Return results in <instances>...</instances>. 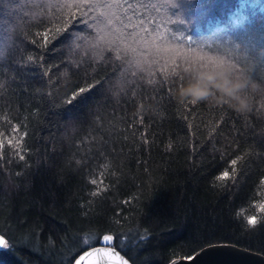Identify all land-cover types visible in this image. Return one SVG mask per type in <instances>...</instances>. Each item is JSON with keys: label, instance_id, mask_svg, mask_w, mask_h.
<instances>
[{"label": "trees", "instance_id": "trees-1", "mask_svg": "<svg viewBox=\"0 0 264 264\" xmlns=\"http://www.w3.org/2000/svg\"><path fill=\"white\" fill-rule=\"evenodd\" d=\"M249 1L197 0L210 11L197 9L185 33L192 49L165 40L162 53L175 48L193 67L165 74L94 46L87 22L73 32L68 4L78 0H0L14 14L0 41V235L10 242L0 264H73L104 234L123 243L117 250L131 264H168L223 243L264 256V223H246L264 217L253 206L264 202V64L231 79L248 81L243 111L207 79L225 66H196L205 56L226 64L242 29L262 38L264 5ZM46 30L56 37L47 45L38 35ZM82 87L90 90L77 101H87L69 104ZM196 90L210 95L197 100ZM225 170L234 178L218 180Z\"/></svg>", "mask_w": 264, "mask_h": 264}, {"label": "snow or ice", "instance_id": "snow-or-ice-1", "mask_svg": "<svg viewBox=\"0 0 264 264\" xmlns=\"http://www.w3.org/2000/svg\"><path fill=\"white\" fill-rule=\"evenodd\" d=\"M260 3L264 5V0H260ZM247 6H255V4ZM68 7L76 9L72 13V20L77 21V24L70 25L73 32L77 30L79 23L87 22L86 27L93 29V32H89V36L92 37L94 46L114 53L116 60L127 59L130 66L137 58L142 57L144 60L138 65V70L151 72V65L155 64L158 66L156 71L165 74L169 70L175 74L181 67L185 72H188L193 67V61L187 55L182 59L175 58L180 56V52L175 48L170 49L174 57L165 58L162 54L166 47L165 40L171 44L177 42L181 45L187 44L188 48L192 49L193 37L185 33L190 32L196 25L195 12L197 9L201 10L202 17L208 15L210 11L204 4L197 3V0H78L75 4H68ZM93 13L95 15H92ZM13 17L14 14L10 11H0V41L7 39L8 32L14 22ZM236 23L238 27H242L244 20L236 21ZM169 25L183 27L182 30H176L173 34L174 30ZM56 31L60 32L61 30L57 28ZM259 31L262 38L255 42L251 32L247 29H242L240 35L232 37L231 44L226 50V64L223 59L217 61L210 56H205L200 60L206 61V63L201 62L196 66L199 68H207L209 65L225 66L227 79L231 81L235 74H243L241 70L250 62L254 63L259 60L264 64V17L260 18ZM38 35L43 37L45 45L56 38L50 30L38 33ZM225 43L228 44V41L226 40ZM258 50L259 54H257ZM0 55H2V45H0ZM136 74V71L132 72V75ZM89 90V88H79L68 103L72 104L73 101H77V97H80L81 93ZM192 94L196 96L197 100L204 99L202 91L196 90ZM87 99L88 97H81L77 104L85 103ZM192 103L195 104L196 101L194 100ZM76 106L74 104L73 109ZM12 132L18 133L19 127L14 125ZM23 138L21 135L17 143H20ZM8 143L11 144L12 140H8ZM20 159H24L23 155L20 156ZM238 159L239 157L231 161L232 173L237 171L235 166ZM230 178L234 177L230 176L228 170L217 177L218 180ZM259 183L264 185V176L260 178ZM92 194L97 195L95 192ZM253 206L257 207L258 213L264 212V202H259L257 206V202L253 201ZM246 223L249 228H255L258 224L264 223V217L250 215L246 217ZM146 238L141 237V239ZM115 240L116 237L112 234H104L102 238L98 237L95 246L85 250L78 258H75L74 254V264H130V261L117 250L118 247H124L123 243L117 245L114 243ZM9 243L3 235H0V247L9 246ZM85 244H87V240H85Z\"/></svg>", "mask_w": 264, "mask_h": 264}, {"label": "water", "instance_id": "water-1", "mask_svg": "<svg viewBox=\"0 0 264 264\" xmlns=\"http://www.w3.org/2000/svg\"><path fill=\"white\" fill-rule=\"evenodd\" d=\"M90 248L88 247L85 250ZM168 264H264V256L245 248L242 249L234 244L223 243L203 247L190 258L173 259Z\"/></svg>", "mask_w": 264, "mask_h": 264}, {"label": "clouds", "instance_id": "clouds-1", "mask_svg": "<svg viewBox=\"0 0 264 264\" xmlns=\"http://www.w3.org/2000/svg\"><path fill=\"white\" fill-rule=\"evenodd\" d=\"M207 79L209 82L214 83L215 88L219 90L222 95L226 96L230 101L233 102V106L236 107L237 110L243 111L247 109L246 101L240 98L238 93L248 86V81L238 78L235 82H231L227 79V73L208 75ZM202 92L204 93L203 98H207L210 95L209 91L207 90Z\"/></svg>", "mask_w": 264, "mask_h": 264}, {"label": "rangeland", "instance_id": "rangeland-1", "mask_svg": "<svg viewBox=\"0 0 264 264\" xmlns=\"http://www.w3.org/2000/svg\"><path fill=\"white\" fill-rule=\"evenodd\" d=\"M255 2H256V1H255ZM249 4H253V2L250 0V1H249ZM250 7H251V8H254V7H252V6H250Z\"/></svg>", "mask_w": 264, "mask_h": 264}]
</instances>
